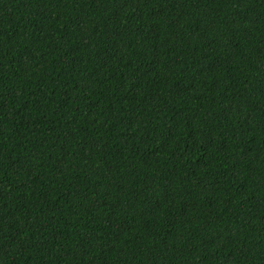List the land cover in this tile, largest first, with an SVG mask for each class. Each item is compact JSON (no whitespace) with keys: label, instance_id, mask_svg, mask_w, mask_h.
Here are the masks:
<instances>
[{"label":"trees","instance_id":"1","mask_svg":"<svg viewBox=\"0 0 264 264\" xmlns=\"http://www.w3.org/2000/svg\"><path fill=\"white\" fill-rule=\"evenodd\" d=\"M0 264H264V0H0Z\"/></svg>","mask_w":264,"mask_h":264}]
</instances>
